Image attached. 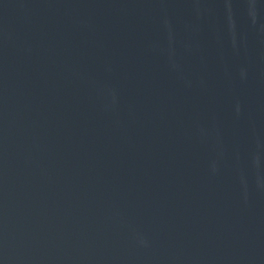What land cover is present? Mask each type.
Returning a JSON list of instances; mask_svg holds the SVG:
<instances>
[{"label":"water","instance_id":"obj_1","mask_svg":"<svg viewBox=\"0 0 264 264\" xmlns=\"http://www.w3.org/2000/svg\"><path fill=\"white\" fill-rule=\"evenodd\" d=\"M0 264H264V0H0Z\"/></svg>","mask_w":264,"mask_h":264}]
</instances>
